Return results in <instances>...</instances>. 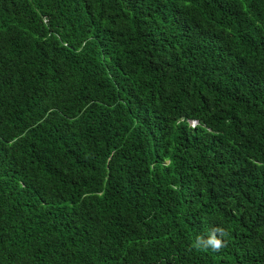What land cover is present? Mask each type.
Here are the masks:
<instances>
[{
	"label": "trees",
	"instance_id": "1",
	"mask_svg": "<svg viewBox=\"0 0 264 264\" xmlns=\"http://www.w3.org/2000/svg\"><path fill=\"white\" fill-rule=\"evenodd\" d=\"M0 264H264V0H0Z\"/></svg>",
	"mask_w": 264,
	"mask_h": 264
},
{
	"label": "clouds",
	"instance_id": "2",
	"mask_svg": "<svg viewBox=\"0 0 264 264\" xmlns=\"http://www.w3.org/2000/svg\"><path fill=\"white\" fill-rule=\"evenodd\" d=\"M227 235L228 232L223 227L216 226L209 231L207 238L204 236H197L193 247L197 249L210 248L213 251H219L224 246L223 237Z\"/></svg>",
	"mask_w": 264,
	"mask_h": 264
},
{
	"label": "rangeland",
	"instance_id": "3",
	"mask_svg": "<svg viewBox=\"0 0 264 264\" xmlns=\"http://www.w3.org/2000/svg\"><path fill=\"white\" fill-rule=\"evenodd\" d=\"M193 123V122H192Z\"/></svg>",
	"mask_w": 264,
	"mask_h": 264
}]
</instances>
